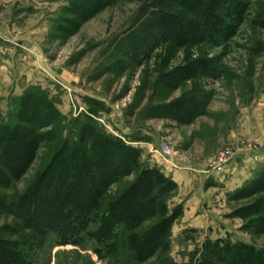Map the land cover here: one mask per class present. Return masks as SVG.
<instances>
[{
	"label": "rangeland",
	"instance_id": "374dc122",
	"mask_svg": "<svg viewBox=\"0 0 264 264\" xmlns=\"http://www.w3.org/2000/svg\"><path fill=\"white\" fill-rule=\"evenodd\" d=\"M129 151L138 165L119 164ZM104 153L96 218L73 237L80 180ZM143 166L174 184L161 199L170 243L98 254L90 228L121 220ZM263 178L264 0H0V261L228 264L211 257L224 243L262 257ZM153 209L140 240L159 234Z\"/></svg>",
	"mask_w": 264,
	"mask_h": 264
},
{
	"label": "trees",
	"instance_id": "16d2710c",
	"mask_svg": "<svg viewBox=\"0 0 264 264\" xmlns=\"http://www.w3.org/2000/svg\"><path fill=\"white\" fill-rule=\"evenodd\" d=\"M83 99L88 105H92L98 110L103 109V104L100 101L89 98V97H84ZM121 147L122 149L125 150L123 144L121 145ZM105 149H110V148L106 147ZM105 152H110V154L119 153V152H116V149L106 150ZM96 156H94L92 159L93 163H95V167H94L95 171L93 173H89V176L88 174H83L84 179L82 177L83 180H80L81 186L84 188L83 190L87 191L86 194L88 195V198L82 200L81 206L84 207L83 209L85 210V212H82L83 214H80L81 209L79 210V208L76 207L77 208L75 212L76 215H81V217H83L78 221L77 225L76 224L74 225L72 234H73V237H76V238H78V235L82 231L87 232L86 230L88 229L87 227L93 224L92 218L93 216L95 217V214L97 213V209L92 206L93 205L92 203L95 201L94 199L95 197L93 198L94 201H92L90 196L91 194H93V192H96V191L98 192V195H99V193L102 192V187L100 186V184H95V183L96 182L99 183L98 179H100V177H103L102 174H104L105 177H107L106 175L107 174L109 175V173L112 172L110 170H112L111 167L113 166V164L109 165L110 162L109 160H107V157H105V153L101 157L100 155L99 156L96 155ZM103 157H105V159L101 160ZM118 157L122 159V161L119 160V164L124 163V160H123L124 158L125 163H127L128 165L130 166L138 165V158H136L135 154L133 156V153L130 151L129 153H126V154L123 153L122 157H120V155ZM99 173L101 174V176L99 175ZM150 174H151L152 180L147 181L144 184L145 186H143L142 184L145 180V177L148 178ZM263 182H264V178H263ZM151 184H153L157 188L159 187L160 196L158 200L154 198L153 201L152 200L150 201L147 199L146 197L147 195L144 194L145 189L149 187ZM134 185H136L135 186L136 192L141 191V189L143 190L142 193L138 194L139 196L141 195L138 198V200L140 199L144 201V206H141L137 198L133 202H132L133 198H131L129 199L130 202L128 204L127 209L124 208L125 212L121 213L122 215L117 217V218H121V220L119 219L112 223L105 222L104 224H102L101 222L98 227L90 228L89 230V232H91L90 236L91 237L94 236L93 240L96 241L97 243V246L94 247V249L96 250L98 254H101V253L105 254L112 250H116L117 248L122 249V250H127L128 248H130L133 253L134 258L137 260L138 258L143 257L146 250L148 251L150 249L152 245L150 242L151 240H153L154 242H158L160 239V242L162 243L165 250L168 244L170 243L169 237H167V232H168L167 222L171 220V218H173L174 214L173 212L171 213L167 212L166 214V211H165L166 208H165L164 202H162L161 199H162V195L164 193L165 188L167 189L168 186L173 187L174 184L172 183L171 180H169L168 178H165L157 170L155 169L152 170L150 168H147L146 166H143L140 174L138 175V179H136L134 182ZM136 206H138V208H135ZM140 207L142 210L140 209ZM153 207H156V209L159 210V212L162 210L165 216L163 215L161 222L157 225L158 227L157 231L159 232V234L158 233L152 234V236H149V240L147 242L145 240H140V238L137 237L138 234L137 233L134 234L132 230L134 229V227L139 225V223L142 221L143 218L147 217V215L148 216L150 215L149 213L151 212V210H154ZM56 224L58 223L56 222ZM67 228L64 231H67ZM61 229H65V228L63 227ZM218 248L220 249L217 250V247L215 246L216 251L213 252L211 257L216 258L217 260L223 259L224 261H227L228 264H233V262L235 261L240 263L241 257L244 258L246 256H252V260L255 263L258 261L262 263L264 260V256L261 257L259 256L257 252H255V250L258 251V249H253L252 247L250 248V246L246 244L230 245L228 243H224L222 246H219ZM220 251L221 252L224 251L225 255L223 253H220ZM26 262H27V258L25 255L21 253V251L20 252L13 251L8 254V257L5 258V260L0 261V264H26Z\"/></svg>",
	"mask_w": 264,
	"mask_h": 264
},
{
	"label": "built area",
	"instance_id": "2783aa9c",
	"mask_svg": "<svg viewBox=\"0 0 264 264\" xmlns=\"http://www.w3.org/2000/svg\"><path fill=\"white\" fill-rule=\"evenodd\" d=\"M160 153H162L163 155H167L168 154L167 150H165L164 152H162V150H160Z\"/></svg>",
	"mask_w": 264,
	"mask_h": 264
},
{
	"label": "crops",
	"instance_id": "0c3cea01",
	"mask_svg": "<svg viewBox=\"0 0 264 264\" xmlns=\"http://www.w3.org/2000/svg\"><path fill=\"white\" fill-rule=\"evenodd\" d=\"M2 83V82H1Z\"/></svg>",
	"mask_w": 264,
	"mask_h": 264
}]
</instances>
